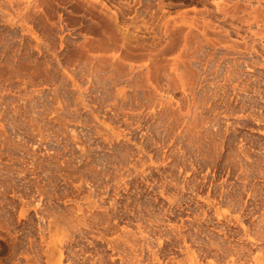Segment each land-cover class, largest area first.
Listing matches in <instances>:
<instances>
[{"label":"rangeland","instance_id":"1","mask_svg":"<svg viewBox=\"0 0 264 264\" xmlns=\"http://www.w3.org/2000/svg\"><path fill=\"white\" fill-rule=\"evenodd\" d=\"M194 263L264 264V0H0V264Z\"/></svg>","mask_w":264,"mask_h":264},{"label":"bare ground","instance_id":"2","mask_svg":"<svg viewBox=\"0 0 264 264\" xmlns=\"http://www.w3.org/2000/svg\"><path fill=\"white\" fill-rule=\"evenodd\" d=\"M195 261H196V260H195ZM195 261H194V262H195ZM194 264H195V263H194Z\"/></svg>","mask_w":264,"mask_h":264}]
</instances>
